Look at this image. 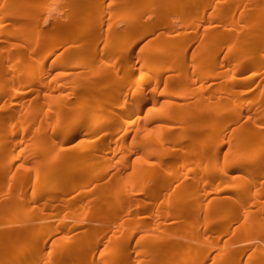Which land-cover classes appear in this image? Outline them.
Masks as SVG:
<instances>
[{
	"label": "bare ground",
	"instance_id": "1",
	"mask_svg": "<svg viewBox=\"0 0 264 264\" xmlns=\"http://www.w3.org/2000/svg\"><path fill=\"white\" fill-rule=\"evenodd\" d=\"M0 264H264V0H0Z\"/></svg>",
	"mask_w": 264,
	"mask_h": 264
},
{
	"label": "rangeland",
	"instance_id": "2",
	"mask_svg": "<svg viewBox=\"0 0 264 264\" xmlns=\"http://www.w3.org/2000/svg\"><path fill=\"white\" fill-rule=\"evenodd\" d=\"M241 10H242V8H239L238 11L240 12ZM252 88H253V87H252ZM252 88H251V87H247V88H245V89L243 88V90H250V89H252ZM255 93H256V91H255ZM112 164H113V163H112ZM110 169H111V167H110Z\"/></svg>",
	"mask_w": 264,
	"mask_h": 264
}]
</instances>
